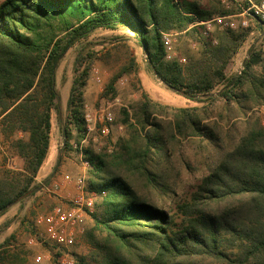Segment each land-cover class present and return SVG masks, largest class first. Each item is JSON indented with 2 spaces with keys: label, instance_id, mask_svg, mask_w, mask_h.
<instances>
[{
  "label": "trees",
  "instance_id": "1",
  "mask_svg": "<svg viewBox=\"0 0 264 264\" xmlns=\"http://www.w3.org/2000/svg\"><path fill=\"white\" fill-rule=\"evenodd\" d=\"M221 1L4 0L0 123L24 168L0 171V218L40 188L54 112L64 137L56 168L65 152L81 154L93 200L88 252L74 264H264V125L252 113L264 105V20L257 22L261 43L242 72L228 77L251 31L198 25L235 14ZM119 28L134 34L157 79L203 106L174 108L142 91L107 125L123 127L124 135L96 146L87 139L85 88L97 52L83 47L77 54L66 115L57 72L69 50L98 30ZM172 31L198 53L187 49L168 59L163 35ZM132 74L134 58L100 99H118L119 79ZM102 129L96 123L94 131ZM190 185L194 190L182 200ZM15 221L4 223L0 237ZM14 240L0 241V264H30Z\"/></svg>",
  "mask_w": 264,
  "mask_h": 264
},
{
  "label": "rangeland",
  "instance_id": "2",
  "mask_svg": "<svg viewBox=\"0 0 264 264\" xmlns=\"http://www.w3.org/2000/svg\"><path fill=\"white\" fill-rule=\"evenodd\" d=\"M252 1L258 3L256 0ZM221 5L225 9L235 10V16L231 21L235 23L236 27L234 29H227L236 31L240 28H244L250 29L251 31L246 41L239 49L234 62L227 70L228 77H231L242 72L244 63L249 58L251 48L261 43L262 36L257 29L258 21L242 16L240 14L241 10L239 3L236 0H222ZM244 21L247 22L245 26L243 25ZM218 27L226 29V27L214 24L211 31H216ZM167 34L173 35V50L172 53L168 54V56H171L170 59L179 57V54H183L184 50L187 49H189L191 54L196 55L198 53L199 47L196 44L189 46V44L184 42L183 35L180 33L172 31ZM214 43L216 44V42ZM83 47L92 49L98 54V58L91 72L90 80L85 88L86 115L91 117L92 124L102 112H108L117 119L119 108L125 103L139 100L142 91H146L149 97L154 101L174 108H200L203 106L202 104L191 102L178 96L157 79L155 74L148 68L147 55L144 49L139 46L134 34L124 28H119L117 30L96 31L88 40L79 43L69 50L62 60L57 72V87L61 94L64 115L67 114L66 104L69 98L70 87L75 76L73 71L75 59L78 52ZM131 58L136 60V74L125 75L119 79L117 84L120 92L119 98L112 101L100 99L102 91L111 78L117 74ZM183 60L184 59L180 60L181 63H185V60ZM140 74L149 76L152 80V85L149 87L146 86V88L143 87L139 76ZM252 113H254L264 125V105L256 107L253 109ZM52 125V149L49 151V159L52 156L51 153L55 158H57V156L60 157L61 148L64 145V137L58 123V116L54 112L52 114ZM95 125L96 122L93 125L94 128ZM0 131V171L2 169L22 170L24 168V162L19 159L12 150L10 140L5 137L1 123ZM124 133L125 129L123 127H111L109 135L104 136L98 130H93L88 134L87 139L88 141L92 140L96 146H103L109 139L115 141L118 136L124 135ZM88 141L83 142L82 147H86ZM71 144L77 147L73 141ZM87 169L88 164L84 162L81 154L75 151L65 152L60 164L55 171L52 172L51 176L41 180V183L36 180L37 187L40 186V188L36 190L35 195L22 206H14L16 209H19V211L12 219L6 222L15 219L16 221L9 227V230H6L7 232L1 233L0 241L14 235V247L27 258L30 264H65L68 261L74 263L77 256L86 254L89 245L86 241L85 234L92 226V223L88 224L87 221V219L90 218L88 216V211H90L88 207L84 208L87 214L83 225L85 230L84 233L78 236L75 245L67 248L58 247L52 242H44L46 237V226L44 224L39 225L37 222L41 217H45L55 206L72 203L71 201L75 200L80 195L75 181L79 177L85 178ZM67 176L70 177V180L65 179ZM193 190L194 185L188 186L182 194V200L187 199ZM85 197L86 199L89 198L86 195ZM4 223H2L0 229ZM31 238L36 240L35 244L31 245L28 243ZM38 257H41L40 261H37ZM54 257H57L58 262Z\"/></svg>",
  "mask_w": 264,
  "mask_h": 264
},
{
  "label": "built area",
  "instance_id": "3",
  "mask_svg": "<svg viewBox=\"0 0 264 264\" xmlns=\"http://www.w3.org/2000/svg\"><path fill=\"white\" fill-rule=\"evenodd\" d=\"M239 3L241 10V15L249 17L253 20H264V0L260 3H254L252 0H236ZM235 15L228 17L216 16L211 21L200 22L199 25H205L207 31H211V28L214 24L223 26L226 28L234 29L236 27L235 23L231 20ZM243 25H247V22L244 21ZM164 43L168 54L172 53L173 50V35L167 34L164 35ZM170 55L168 59H170ZM184 61V60H183ZM87 131L90 134L94 130V123H100L103 125L102 134L107 136L110 134V128L107 126L112 123L113 116L108 112H102V114L95 119V122L92 124V119L89 115L85 116ZM1 132V131H0ZM66 180H70V177H66ZM75 184L80 191V195L72 203L65 205L55 206L45 217H41L38 220V224H44L46 226V237L44 242H52L59 247H70L76 244L77 238L79 235L84 233V222L86 217V212L84 211L85 207H88L90 211L93 208V200L91 197L87 198L86 193V180L83 177H79ZM29 244H35L36 240L31 238L28 242ZM41 257L37 258V261H40ZM65 264H74L73 262H66Z\"/></svg>",
  "mask_w": 264,
  "mask_h": 264
},
{
  "label": "crops",
  "instance_id": "4",
  "mask_svg": "<svg viewBox=\"0 0 264 264\" xmlns=\"http://www.w3.org/2000/svg\"><path fill=\"white\" fill-rule=\"evenodd\" d=\"M3 1L4 0H0V4ZM139 76H140V80L142 82V86L143 87L146 88V86L149 87L150 85H152V80H151V78L149 76H147V75H141V74ZM52 129H53V125H52ZM51 149H52V138H51V142H50V150ZM51 155L52 156L49 159L48 158L49 157V153H48L47 159H49V160L46 159V161L44 162V164H43V166H42V168H41V170H40V172H39V174H38V176L36 178V180H38L39 183H41V180H44L48 176H51L52 175V172H54L55 169H56L55 166H56L57 161H58V156H57V158H55L52 153H51ZM18 211H19V209H16V207H13L7 214H5L2 218H0V226L2 225V223L6 222L7 220L12 219L18 213ZM87 221H88V224H91L92 223V220L90 218H88ZM8 230H9V228H8Z\"/></svg>",
  "mask_w": 264,
  "mask_h": 264
},
{
  "label": "water",
  "instance_id": "5",
  "mask_svg": "<svg viewBox=\"0 0 264 264\" xmlns=\"http://www.w3.org/2000/svg\"><path fill=\"white\" fill-rule=\"evenodd\" d=\"M163 83V82H162ZM164 84V83H163Z\"/></svg>",
  "mask_w": 264,
  "mask_h": 264
}]
</instances>
